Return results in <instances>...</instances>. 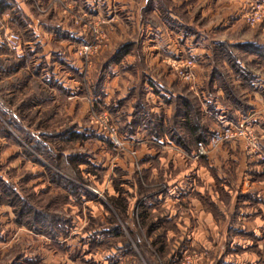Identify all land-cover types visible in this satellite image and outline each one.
I'll list each match as a JSON object with an SVG mask.
<instances>
[{
	"label": "rangeland",
	"instance_id": "374dc122",
	"mask_svg": "<svg viewBox=\"0 0 264 264\" xmlns=\"http://www.w3.org/2000/svg\"><path fill=\"white\" fill-rule=\"evenodd\" d=\"M3 1L0 264H264V225L234 221L258 203L264 172L243 180L240 160L264 165V128L226 111L231 79L263 73L264 55L207 38L224 22L219 5ZM244 14L237 29L260 33L251 42L262 45ZM179 96L192 101L206 141L184 127ZM240 123L260 156L230 135Z\"/></svg>",
	"mask_w": 264,
	"mask_h": 264
},
{
	"label": "crops",
	"instance_id": "0c3cea01",
	"mask_svg": "<svg viewBox=\"0 0 264 264\" xmlns=\"http://www.w3.org/2000/svg\"><path fill=\"white\" fill-rule=\"evenodd\" d=\"M201 1L204 2L206 0H201ZM213 1H215V4L219 5L216 11H217V14L218 15L220 14L221 17L224 19L223 20L224 22L221 25L212 24L213 25L211 26L212 29L215 27L217 28L218 25H220V27L217 29V31L215 30L212 34L209 33L207 36L208 39H214L217 42L219 41L228 42L231 44L258 41V38L260 37V33L257 34L256 31H252V30L248 32H240V30L237 29V25H240L238 23L240 22L242 15L247 10V7H248L247 1L249 0H213ZM213 11L214 10L209 9V7H204L202 9V13L205 12L204 14L213 13ZM209 28L210 26L207 28V30ZM208 39L207 41H209ZM259 43L264 46L263 41L260 40ZM210 44H212V41ZM205 53L207 55V58L210 59L211 51H210L209 45L206 47ZM259 63H261V65L264 67V61L259 62ZM238 76L240 78L237 80L234 78L231 79L232 88H234L233 96L235 97V100H233L230 107L228 106L226 111H231L233 115L236 117L238 114L239 119L241 115L246 114L244 116V119H246L248 122L253 123L254 129H256L257 127L261 128L260 125L264 128V69H263V73H259L258 71L257 72L255 71V72H252L251 74H247V75L244 74L243 76L242 75H238ZM217 92L222 94L221 88L217 87ZM147 97H150L152 99L151 100L152 103H155L153 95L147 94ZM206 100L209 102L208 99ZM214 105L220 108L221 111H224L223 107L220 106L219 103H217L216 101L214 102ZM154 108L157 109V107H154ZM262 135L264 136V134ZM226 155H227V158H229V160H231L233 157L232 155H228V154ZM254 161L257 162V160H254ZM240 162L242 166L244 167L242 169V171H244L243 180L248 179L251 181L252 175L253 176L255 175L256 177V176H259L260 173L264 172V168H261L264 165L261 163L252 162L251 164L247 165V163L243 162L242 160H240ZM224 167H223V170H224ZM251 183H253V181H251ZM253 189H254L253 191L257 193L255 195L256 196L255 198L257 199V202H258L257 205L256 206L247 205L245 206V209H243V206H241L239 208L240 211L239 212L236 211L234 215L235 216L234 221L237 222L242 219L243 220L242 223L248 224L250 222L249 221L246 222L245 220L252 219L251 224L253 222L254 224H257L260 221L261 224L260 223L259 224L264 225V217L260 216L259 214H256V212L257 213L260 212L261 214L264 215V201L261 200V197L264 196V174L262 177H259V180L255 181ZM249 257H250V260L254 259V261L256 262L257 261L256 257H259V256L256 253H250ZM239 259H240V256H239Z\"/></svg>",
	"mask_w": 264,
	"mask_h": 264
},
{
	"label": "built area",
	"instance_id": "2783aa9c",
	"mask_svg": "<svg viewBox=\"0 0 264 264\" xmlns=\"http://www.w3.org/2000/svg\"><path fill=\"white\" fill-rule=\"evenodd\" d=\"M244 22L249 26H260L261 31L264 35V1L258 2V1H252L248 4L247 11L245 12L243 16ZM13 35L9 36L8 40H13ZM185 67L190 68L191 62L185 64ZM186 75H191L190 72H187ZM187 78V77H186ZM105 129L110 133L111 139L117 143L116 138V130L111 125H108L105 123ZM231 136H238L240 138H244L249 143V149L254 151V154L256 156H260L261 153L258 148V143L256 140V137L253 135L251 130L244 125L243 123H240L234 131L230 133ZM199 152H203V146L199 144Z\"/></svg>",
	"mask_w": 264,
	"mask_h": 264
},
{
	"label": "trees",
	"instance_id": "16d2710c",
	"mask_svg": "<svg viewBox=\"0 0 264 264\" xmlns=\"http://www.w3.org/2000/svg\"><path fill=\"white\" fill-rule=\"evenodd\" d=\"M7 8H8V4H6V1L2 0L0 2V11H5ZM127 47H128V45L122 44L118 48L117 55H115V57L121 58V57L125 56L126 53L128 52ZM241 47H243L244 50H246V51H250L251 53H255L256 55H264V46L258 45L254 42H249L248 44L241 45ZM262 58H264V57H262ZM237 70H238L237 72H239V73H246L247 72V71L244 72V70L241 69L240 67ZM179 98L182 99L183 104H182V107H179L180 110L178 111V114L181 117L180 120L183 123L184 127L189 132V134L191 135L192 139L195 142H201L202 143V142L206 141V136L204 135V133H202V129H204L203 126H201L198 122L192 120V116H193L192 112H191L193 109L192 101L189 100L188 98L184 97V96H179ZM232 99L235 100V97L233 96ZM171 134L173 135L174 133L172 132ZM174 135H176V133ZM173 137H176V136H173ZM177 139H180V138H177Z\"/></svg>",
	"mask_w": 264,
	"mask_h": 264
}]
</instances>
